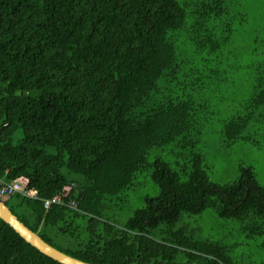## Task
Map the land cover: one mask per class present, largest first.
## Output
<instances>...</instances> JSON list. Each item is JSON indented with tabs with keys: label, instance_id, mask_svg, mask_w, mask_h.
Segmentation results:
<instances>
[{
	"label": "trees",
	"instance_id": "obj_1",
	"mask_svg": "<svg viewBox=\"0 0 264 264\" xmlns=\"http://www.w3.org/2000/svg\"><path fill=\"white\" fill-rule=\"evenodd\" d=\"M186 6L199 22L190 46L220 57L215 68L178 59L179 38L169 34L184 28ZM228 13L225 0H0V181L38 195L3 197L11 212L90 264H264L240 243L201 239L190 223L212 210L261 239L264 254L254 170L217 185L198 148L213 114L207 83L223 79L229 58ZM254 82L252 110L223 122L228 146L264 119V78ZM144 171L159 194L128 216V192ZM0 264L59 263L0 219Z\"/></svg>",
	"mask_w": 264,
	"mask_h": 264
},
{
	"label": "rangeland",
	"instance_id": "obj_2",
	"mask_svg": "<svg viewBox=\"0 0 264 264\" xmlns=\"http://www.w3.org/2000/svg\"><path fill=\"white\" fill-rule=\"evenodd\" d=\"M185 1L188 0H178L183 6ZM225 3L229 11L225 18L233 29V32H227L229 43L223 46L229 58L226 68L220 69L224 72L223 79L219 81L216 78L213 85L212 81L207 83V95L213 114L210 116L211 123L203 129L198 148L205 158L204 164L211 182L217 185L228 184L238 178L241 167H250L255 172L258 185L264 188V119L251 124L244 131L243 136L249 138L247 141L241 140L228 146L222 134L224 121L252 110L247 107L254 94V81L259 77L264 78V0H225ZM186 10L188 17L184 28L169 34L179 38L175 43L179 61L184 62L187 69H203L205 64L210 68L217 67L220 57L215 54L214 58L207 57L206 52L198 56L194 53L195 48H191L195 33L190 32V29L197 27L199 22L194 17L193 8L186 6ZM216 23L221 28L225 27V23L214 21ZM211 59L213 61L209 63ZM188 72L194 75L197 73L196 70ZM135 184L136 188L128 192V216L142 208L146 198H154L159 194L149 172L140 173ZM190 223L191 228L198 229L201 239L222 241L227 245L240 243V253L253 261L264 257L259 247L263 241L247 238V233L242 232L238 221L218 219L208 209L201 216L190 217Z\"/></svg>",
	"mask_w": 264,
	"mask_h": 264
},
{
	"label": "water",
	"instance_id": "obj_3",
	"mask_svg": "<svg viewBox=\"0 0 264 264\" xmlns=\"http://www.w3.org/2000/svg\"><path fill=\"white\" fill-rule=\"evenodd\" d=\"M0 219L8 224L26 243L37 249L43 255L59 264H90L68 256L46 243L38 234L31 231L7 207L0 198Z\"/></svg>",
	"mask_w": 264,
	"mask_h": 264
},
{
	"label": "built area",
	"instance_id": "obj_4",
	"mask_svg": "<svg viewBox=\"0 0 264 264\" xmlns=\"http://www.w3.org/2000/svg\"><path fill=\"white\" fill-rule=\"evenodd\" d=\"M70 189H66V192H68ZM15 194H20L29 198L38 199V195L33 192L29 191L28 189L21 186V184L14 182V183H6L3 181H0V198H9ZM61 200V197L56 196L53 200L47 201L46 206H49L52 203L59 202ZM73 205V204H72Z\"/></svg>",
	"mask_w": 264,
	"mask_h": 264
}]
</instances>
